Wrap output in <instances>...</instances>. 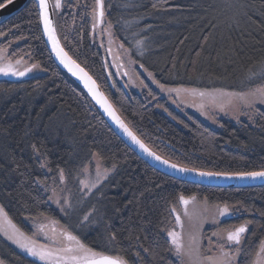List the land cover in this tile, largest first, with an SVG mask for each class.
I'll return each instance as SVG.
<instances>
[{
  "label": "trees",
  "instance_id": "obj_1",
  "mask_svg": "<svg viewBox=\"0 0 264 264\" xmlns=\"http://www.w3.org/2000/svg\"><path fill=\"white\" fill-rule=\"evenodd\" d=\"M52 2L54 6L56 0ZM103 2L115 37L163 85L243 92L264 81L259 75L264 0ZM95 6V0H60V7H54L58 35L150 147L181 165L206 171L264 168V111L253 123L223 118L220 128H214L195 114L179 112L148 82L145 92L138 93L112 73L111 80L106 46L94 36ZM0 31V48H8L11 59L28 58L47 70L19 80L0 78V206L19 229L31 233L27 219L49 216L87 246L119 254L129 264H178L168 236L176 224L173 209L181 195L195 196L234 208L226 226L251 221L240 264H252L264 239V186L197 185L172 178L140 158L56 64L34 0L2 22ZM251 72L257 76L250 78ZM95 155L111 173L87 195L77 179ZM61 173L76 186L74 207L64 216L49 200V187L60 183ZM89 213L91 223L80 226ZM111 234L115 241L110 243ZM0 259L45 264L19 250L2 228Z\"/></svg>",
  "mask_w": 264,
  "mask_h": 264
},
{
  "label": "rangeland",
  "instance_id": "obj_2",
  "mask_svg": "<svg viewBox=\"0 0 264 264\" xmlns=\"http://www.w3.org/2000/svg\"><path fill=\"white\" fill-rule=\"evenodd\" d=\"M53 3V2H52ZM105 13V10H104ZM106 13L103 17V23L97 22L95 19V30L94 36L95 39L102 42L106 46L107 56L106 66L109 63L110 69H108V74L112 80V75L117 80H120L122 83L125 84L128 90H133L138 93H144L146 90V83H150L156 89L157 93L160 94L162 98H166L169 104L177 109L179 112L189 115L195 114L203 119L206 123L211 125L214 128H220L221 126V119L227 118L233 120L235 122L241 121H248L253 123L257 117V115L264 111V104H260L258 101L256 102L254 107L245 106L238 100H234L232 105H226L224 110L222 111L218 104L214 105L210 103V99L213 96L219 97L221 92H234V91H222V90H210L205 91L202 89L192 88V87H172L166 86L159 83L155 75L148 72L142 66L132 58L130 52L120 43V41L115 37L114 33L109 24L106 21ZM105 29H109L111 31V35H109L108 31ZM7 50V57L15 63V61L20 60L21 64L18 65L20 70H23L24 67H31L33 64L39 65L38 68L33 69L27 75L21 77L22 79L37 76L46 73V69L37 62H32L28 58H18V59H11L8 55V48H0ZM111 70V71H110ZM5 76L0 74V77ZM146 81V82H145ZM158 82V83H157ZM163 85V89L160 87ZM264 85V81L252 89L243 92H236V93H251L257 87ZM171 89H180L181 91L177 93L176 91H170ZM204 92L206 95L204 98H201L199 93ZM204 104V107L201 108L200 105ZM97 169H99L102 179L100 183L97 184L98 187L111 173V170L107 168L103 161L95 155L92 158V161L84 167L80 175L78 177L77 183L80 186L82 191H85L86 194H90L96 188H89L86 186L87 184H91L95 182L97 177ZM76 180V178H75ZM74 180V182H75ZM86 182V183H82ZM76 190V186L74 183L69 182V179L63 175V178L60 179V183L57 185H52L49 187V200L51 204L56 207L62 216L66 215L67 213L63 212L61 209L62 207H66L65 201H69L74 207V192ZM187 198V197H186ZM59 201V203H57ZM178 208L175 209L174 215H180L182 227L181 225L176 224L170 230H174L177 233H180V240L187 248L189 246V237L190 235H196L200 242V258L204 259L206 257H215L219 255V245L221 243L224 244L226 251H231L234 254L236 253V247L241 249L240 253L235 256V260L233 264H240L242 252H245L243 249L244 240L247 237L249 231L244 234V238L241 241L239 246L233 247L229 245L227 242V232L232 230L235 226L233 225H224L221 220L225 218L232 217V214L229 216H219L217 215L218 207H222L223 205H217L209 203L204 199H199L196 197L194 202H190L189 205L184 206L179 201ZM185 207H187V211L190 214L186 216L184 214ZM69 210V211H70ZM216 217V222H213V217ZM10 222V223H9ZM27 222L30 223L32 232L28 233L25 230H21L18 228L16 223L11 219V217L6 213L5 210L0 206V228H2L3 232L6 234L7 237L12 236L14 239H10L22 252H27L25 249L21 248L17 243H15V239H20L21 242L28 243L30 246H37L45 245L48 247L58 246L53 244L52 238V229L54 228L57 233V239H60L58 234L61 231H71L68 229L66 225L61 222V220L49 217V216H40L34 217L32 219H27ZM244 223V222H243ZM227 224V223H226ZM238 224L237 226H239ZM250 224L248 225L249 229ZM72 232V231H71ZM217 233L218 235H214ZM74 234V233H73ZM75 235V234H74ZM80 239V238H79ZM81 240V239H80ZM171 240V237H170ZM264 241V239L262 240ZM82 242V240H81ZM63 243H67L63 241ZM83 243V242H82ZM261 244V243H260ZM86 245V244H85ZM87 246V245H86ZM89 247V246H87ZM91 248V247H90ZM260 248V246H259ZM259 248L256 252L259 251ZM256 254H254L252 264H255L256 261ZM0 264H6L0 259ZM205 264L208 262L205 260Z\"/></svg>",
  "mask_w": 264,
  "mask_h": 264
},
{
  "label": "snow or ice",
  "instance_id": "obj_3",
  "mask_svg": "<svg viewBox=\"0 0 264 264\" xmlns=\"http://www.w3.org/2000/svg\"><path fill=\"white\" fill-rule=\"evenodd\" d=\"M13 0H6V2H0V9L7 7L8 4H11ZM95 8L93 9V15L95 19L103 23L104 17V2L103 0H95ZM54 7H60V0H56ZM49 4L48 0H39V17L43 21V31L47 35L48 40L52 44V51L55 52L56 56L60 59V62L71 72L74 76H77L80 80L84 82L85 88L88 92L91 93L93 99L96 100L98 104L104 109L109 117L122 129L123 133L130 138L133 144L138 145L141 150H143L148 156L152 157L156 161L168 165L170 168L175 169L180 172L188 173L194 172L201 177H224L227 179L238 178V179H264V168L254 171H237V172H212V171H203L197 168H189L187 166H181L177 163H170L168 159H163L160 155L149 148V146L116 114L115 109L112 104L108 101L107 97L103 93L98 91V86L96 81L80 67L75 60H73L67 52L60 46L59 39L56 35V30L53 27L52 21L49 19L48 12ZM96 25L93 24L95 29ZM109 25V29H110ZM105 29L111 35V31ZM0 35H4L0 31ZM137 44H142V41H137ZM6 49H0V74L15 77H23L33 71V69L38 68L39 65L33 64L31 67H24L23 70H20L18 65L21 64L20 60L13 63L6 55ZM151 76V73H149ZM259 75L264 76V63L261 64ZM257 76V72H251L250 78ZM158 83V82H157ZM163 89V85H160ZM170 91H176L179 93L180 89H171ZM201 98L205 97L204 92L199 93ZM234 100H238L243 103L245 106L254 107L258 101L260 104H264V85L257 87L251 93H236V92H221L219 97L213 96L210 99V103L216 105L218 104L219 108L223 111L226 105H232ZM162 107V106H161ZM201 108L204 107L202 103ZM167 111V109H165ZM171 115V113H169ZM61 178H63V173H61ZM102 175L97 169V177L95 182L87 184L89 188H95L97 184L100 183ZM180 202L187 206L190 202L196 200L195 196L184 197L181 195L179 197ZM59 203V201H57ZM66 207H62V211L67 213L72 205L69 201H65ZM175 211V209H173ZM235 209H230L229 205L225 203L222 207H218L217 215L219 216H229ZM184 214L190 217V214L185 207ZM177 224L182 225L180 215L175 217ZM213 222H216V217H213ZM10 223V222H9ZM87 223H91V213L83 217V221L80 226H86ZM251 224V221H245L243 224L234 227L232 230L227 232V242L230 246L236 247L241 244L244 234L247 232L248 225ZM53 244L58 246L48 247L45 245L30 246L28 243L21 242L20 239H15L21 248L25 249L27 253L37 258L39 261L45 262V264H129L128 259L117 254L111 255L106 254L103 251H96L93 248L87 247L84 243L81 242L77 235H74L71 231H61L58 236L60 239H57V233L55 229L52 230ZM214 235H218L214 233ZM168 236L171 237V250L174 251L178 264H205V260L208 264H233L235 256L238 255L241 251L239 247H236V253L234 254L231 251H226L223 243L219 245V255L215 257H206L204 259L200 258V242L196 235H190L189 237V246L185 248L183 243L180 240V233L172 230L168 232ZM9 239H14L12 236L8 237ZM109 242L115 241V234L109 236ZM66 241L67 243H63ZM147 251V250H145ZM139 255V253H137ZM255 264H264V241H261L259 251L256 254Z\"/></svg>",
  "mask_w": 264,
  "mask_h": 264
},
{
  "label": "water",
  "instance_id": "obj_4",
  "mask_svg": "<svg viewBox=\"0 0 264 264\" xmlns=\"http://www.w3.org/2000/svg\"><path fill=\"white\" fill-rule=\"evenodd\" d=\"M29 1L30 0H13V2L11 4L7 5V7L0 9V24L2 22H4L5 20H7L8 18H10V17L14 16L15 14H17L20 10H22V8ZM34 1L36 2L37 6H38V9H39V0H34ZM48 4H49V8H48L49 19L52 21L53 27L56 30V35H57V38L59 39L60 46L64 49L65 52L68 53V51L64 47V45H63V43H62V41H61V39H60V37L58 35V32H57L56 23H55V15H54V6H53V3H52V0H48ZM39 12H40V9H39ZM41 27H42L43 36H44L46 45L48 47V50H49L51 56L53 57L54 61L56 62V64L61 69H63L67 74H69L85 90V92L88 94V96L93 101L95 106L98 108V110L104 116L105 120L112 127L114 132L123 140V142H125L140 158H142L150 166H152L153 168L157 169L158 171H160V172H162V173H164V174H166V175H168V176H170L172 178H175V179H178V180H181V181H184V182H189V183H193V184H197V185H202V186L225 187V188H251V187L264 186V179H259V178H257V179H250V178H247V179H238V178L227 179V178H224V177H217V176L201 177V176L197 175L194 172H188V173L180 172V171L172 169L168 165H165V164L161 163L160 161H156L152 157L148 156L143 150H141L139 148L138 145H135V144L132 143L130 138L127 137L123 133L122 129H120L118 127V125L115 123V121H113L112 118L107 115V113L104 111V109L101 107V105L98 104L95 99H93L91 93H89L87 88H85L84 82L82 80H80L77 76H74L71 72H69L68 69L66 67H64V65L60 62V59L56 56L55 52L52 51L51 42L48 40L47 35L44 34L42 19H41ZM68 55L73 60H75L69 53H68ZM77 64H79L80 67L84 68V70L93 78V80L96 81V84L98 86V91H100L101 93L104 94L105 97H107L108 101L112 104V106L115 109L116 114L119 116V118L121 120H123L133 130V128L127 123V121L119 113V111L115 107L114 103L111 101V99L106 94V92L103 90V88L100 86V84L97 82V80L92 76V74L85 67H83L79 62H77ZM0 78H9V79H13V80L22 79L21 77H15V76H11V75L2 76ZM149 148L151 150L155 151L152 147L149 146ZM155 152L157 153V155H160L163 159H168L170 163H177V162L172 161L171 159L161 155L157 151H155ZM177 164H179V163H177ZM179 165H181V164H179ZM181 166H185V165H181ZM189 168H192V167H189ZM203 171H206V170H203ZM27 255L29 257H32L29 254H27Z\"/></svg>",
  "mask_w": 264,
  "mask_h": 264
},
{
  "label": "flooded vegetation",
  "instance_id": "obj_5",
  "mask_svg": "<svg viewBox=\"0 0 264 264\" xmlns=\"http://www.w3.org/2000/svg\"><path fill=\"white\" fill-rule=\"evenodd\" d=\"M231 218V217H230ZM230 218H225V219H223V220H221L222 221V223H225V222H227V221H229L230 220ZM239 224H243V223H239ZM238 225V224H237ZM236 225V226H237ZM250 227V226H249ZM249 229H247V231H248Z\"/></svg>",
  "mask_w": 264,
  "mask_h": 264
}]
</instances>
